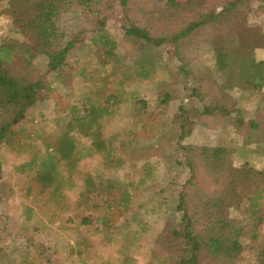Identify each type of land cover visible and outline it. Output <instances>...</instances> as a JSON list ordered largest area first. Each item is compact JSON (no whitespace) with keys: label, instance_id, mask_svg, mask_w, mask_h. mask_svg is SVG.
Listing matches in <instances>:
<instances>
[{"label":"trees","instance_id":"16d2710c","mask_svg":"<svg viewBox=\"0 0 264 264\" xmlns=\"http://www.w3.org/2000/svg\"><path fill=\"white\" fill-rule=\"evenodd\" d=\"M72 6L90 15L89 29L68 34L61 28V15ZM118 8L130 49L121 48L106 28ZM248 9L246 0H0V16L10 24L0 38V146L19 150L28 146L29 135L19 137L24 133L20 123L42 91L51 90V83L72 71L84 81L78 97L62 107L54 130L35 132L42 149H34L28 160L15 167L28 176L26 195L43 196L47 220H58V226L73 236L70 252L78 257L77 264L135 262L131 247L149 231L137 209L147 203L136 192L156 170L145 152L151 148L148 142L166 130L161 115L175 96L173 84L161 78L151 90L152 107L150 99L128 85L155 80L159 72L171 74L173 69L184 74L183 83L191 77V95L200 106H179L175 150L182 152L183 161H178L187 167L188 176L176 194L174 215L153 232L147 264H239L245 239L257 243L255 261L264 264V232L258 230L264 223V165L250 163L264 157V108L255 105L254 116L247 120L233 117L235 101L226 93L228 85H238L239 80L254 93L264 91V57L256 58L253 48L228 29V20ZM89 32L88 44L97 65L74 69L72 52ZM203 44L212 51V66H199L185 56ZM38 58L45 61V69L36 75L33 68ZM48 75L51 78L45 80ZM224 76L234 80L226 82ZM157 106L161 108L156 111ZM125 108L134 129L106 130L109 118L121 115ZM229 122L235 125L240 145L180 142L198 123ZM94 154H100L104 166L112 170L125 165L135 168L143 160L138 181L119 183L112 176L96 180L86 172L79 186L71 174L81 160ZM234 157L245 161L234 165ZM200 178L207 187L199 184ZM70 192L76 197L70 199ZM137 197L141 202H136ZM66 200L73 202L64 204ZM155 202L159 213L164 200ZM22 215L25 222L35 220V230L49 226L30 205L23 206ZM122 233L127 239L114 261L96 255V236L109 241ZM6 236L7 224L0 214V264L11 257L4 247Z\"/></svg>","mask_w":264,"mask_h":264},{"label":"rangeland","instance_id":"374dc122","mask_svg":"<svg viewBox=\"0 0 264 264\" xmlns=\"http://www.w3.org/2000/svg\"><path fill=\"white\" fill-rule=\"evenodd\" d=\"M249 9L243 11L242 14L232 17L228 20V29L233 31L237 38L248 47L253 48L256 58L264 57V2L259 0H246ZM91 17L78 6H72L62 13L60 18L61 28L69 33H75L82 28L89 29L91 27ZM10 24L5 16H0V38L7 34ZM106 28L114 36L123 49H130V44L125 40L122 29V18L120 8L115 10L107 22ZM90 32L83 36V41L76 47L71 55V61L76 60L73 68L77 69L79 65H86L87 70L97 65L90 46L88 37ZM188 60L196 62L199 66H212L214 64L212 51L207 45H199L197 49L190 50L185 53ZM73 59V60H72ZM45 69V61L38 58L35 62L33 72L38 75ZM184 74L179 70H171L168 72H159L157 78L151 81H133L128 85V89L134 90L139 96L147 99L153 98L152 88L157 87L156 82L161 78L170 81L174 90L173 99L164 107V114L161 115L165 121L163 134H158L148 143L151 148L145 152L152 167L156 168L155 174L146 177V184L139 185L137 194L143 195L142 201L147 205L137 208L142 214L145 221L148 222L149 231L141 237L140 241L131 247L132 256L135 258L134 264H147V260L152 247L153 232L160 229L166 218L172 217L173 205L175 203L176 194L181 184L188 176L187 167L183 161L182 152L175 150L177 139V123L176 118L179 112V106L182 105L189 109L194 106H200L196 98L191 95V88L194 82L191 77L186 79V83L182 82ZM51 77L48 75L45 80ZM226 80H234L233 76H224ZM227 82V81H226ZM84 84L81 77H78L74 71L51 83V90H44L39 96L38 101L28 112L25 119L20 123L24 128V133H20V138L29 135L27 144L21 150L7 149L0 146V156H2V172L0 174V214L7 224V236L5 242V250L11 254L7 261L3 259V264H29L28 260H33L32 264H77L78 257L75 253L70 252L73 246L74 238L68 229L59 227V221L54 223L47 220L43 213L44 198L36 197L34 194L26 195V187L28 184V176L25 173L16 172L15 167L28 160L33 150L42 149V144L34 137L35 132L44 128L45 130H54L55 119L61 115L62 107H66L72 100L78 97V92ZM87 84H89L87 82ZM228 85V84H227ZM227 96L235 101L232 107L233 117L238 115L244 119L254 116V106L260 105L264 108V91L263 93H254L250 90V86L243 80L238 81V85L229 86L226 90ZM149 106H154L153 100ZM157 108H161L157 106ZM121 115L109 118L105 124L106 130L116 132L121 130H129L133 128V119L126 115L127 110H121ZM43 114L41 117L40 115ZM134 129V128H133ZM89 142L88 139H83ZM145 143V140H139ZM182 144H226L240 145L241 138L236 132L235 125L231 122L206 126L196 124L192 133L180 139ZM164 147L161 157L159 153H154L155 147ZM160 156V157H157ZM246 158V157H245ZM180 160V161H178ZM244 158L234 157L232 164L237 165L244 162ZM142 161L137 166L125 165L120 170L108 169L103 164V158L100 154H94L91 157L84 158L78 163L77 168L71 174L72 179L79 184L82 183L81 177L83 173H90L96 180H101L106 176L114 177L119 183L134 182L139 179V168ZM250 163L256 167L264 165V157H255ZM63 175L67 173L63 170ZM199 184L207 187L204 179H199ZM167 187V189H164ZM78 190V189H77ZM160 190V191H159ZM75 192H70L69 197L75 196ZM76 197V196H75ZM74 197V198H75ZM162 198L164 200L161 212L157 213L156 200ZM72 200H66V203H72ZM136 202H141L137 197ZM30 205L38 214L44 218L49 225L46 229L35 230L34 221L25 222L23 220V206ZM154 209L153 210H151ZM25 226V227H24ZM260 232H264V223L258 228ZM95 237L96 255L115 260L118 256V250L122 242L127 239L122 233L119 236L111 238L109 241L99 240ZM257 252V243L244 240V248L240 256L239 264H256L255 257ZM24 262V263H23Z\"/></svg>","mask_w":264,"mask_h":264}]
</instances>
